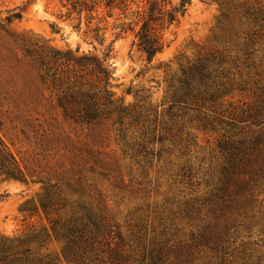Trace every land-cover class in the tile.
<instances>
[{"label": "rangeland", "instance_id": "rangeland-1", "mask_svg": "<svg viewBox=\"0 0 264 264\" xmlns=\"http://www.w3.org/2000/svg\"><path fill=\"white\" fill-rule=\"evenodd\" d=\"M184 8L149 61L116 16L101 41L60 0H0V138L18 173L0 175L1 259L113 264L119 242L128 264H264V0ZM200 57L209 91L174 104ZM79 91L100 100L91 122Z\"/></svg>", "mask_w": 264, "mask_h": 264}, {"label": "trees", "instance_id": "trees-1", "mask_svg": "<svg viewBox=\"0 0 264 264\" xmlns=\"http://www.w3.org/2000/svg\"><path fill=\"white\" fill-rule=\"evenodd\" d=\"M63 6L67 7V17H72L73 14L78 15L79 26L82 23L83 17L87 20V26L93 33L94 38L104 41V35L101 34V23L106 20V17L116 16V23L114 28L116 37L132 32L138 40V45L143 50L147 59L151 61L153 57L161 51L165 46L163 31L170 29V27L177 21V12L185 13L186 4L191 0H183L180 8H169L168 0H60ZM14 17H20V13L13 14ZM11 19V16H8ZM97 20L96 24L93 21ZM76 27H79V26ZM113 52L112 44H109L104 51V60L111 58ZM91 61L94 62L97 70L102 74V79L108 81L111 70L94 57H85L81 62ZM215 59H207L200 57L198 61L189 66L188 69L183 71V78L180 80V86L173 95L175 103H188L189 100L194 99V93L202 87L207 92L211 84L209 81L213 78V64ZM218 64L220 62L218 61ZM110 64H108L109 66ZM209 91V90H208ZM79 95L86 97L83 109H78L76 115L89 122L95 120L99 115L100 100L97 99L96 93L92 91L81 92ZM218 90L213 91L209 96L216 99ZM109 94L101 100L106 103L109 100ZM102 103V102H101ZM120 109V108H119ZM121 111V109H120ZM125 112V109L122 111ZM6 150V151H5ZM11 154L7 151L0 138V175L7 174L17 176V170L12 166ZM44 208L45 205H44ZM110 235L111 231L109 232ZM116 237V236H115ZM121 238V237H120ZM114 245V246H113ZM119 242L108 243V248L111 250L109 259L113 264H128V256L123 251ZM100 260V253L96 249V253L90 257L84 254L78 255L76 258L78 263L86 262L85 260ZM7 256L0 258V262L4 260L3 264L7 263ZM89 264V263H88Z\"/></svg>", "mask_w": 264, "mask_h": 264}]
</instances>
